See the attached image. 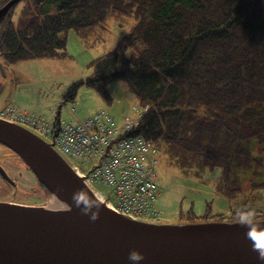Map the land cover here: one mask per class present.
<instances>
[{
    "label": "trees",
    "instance_id": "16d2710c",
    "mask_svg": "<svg viewBox=\"0 0 264 264\" xmlns=\"http://www.w3.org/2000/svg\"><path fill=\"white\" fill-rule=\"evenodd\" d=\"M113 12L137 21L65 98L84 85L107 97L108 84L125 80L144 109L130 134L183 170H221L218 188L230 199L246 188L264 197V0H26L20 21H5L0 56L8 64L65 57L70 29ZM252 207L190 214L197 222L263 219Z\"/></svg>",
    "mask_w": 264,
    "mask_h": 264
},
{
    "label": "water",
    "instance_id": "95a60500",
    "mask_svg": "<svg viewBox=\"0 0 264 264\" xmlns=\"http://www.w3.org/2000/svg\"><path fill=\"white\" fill-rule=\"evenodd\" d=\"M20 1L0 8V23ZM4 34L5 29L0 42ZM0 67L5 73L2 62ZM0 144L16 152L54 198L51 205L0 201V264H264V219H136L115 211L54 141L31 128L0 117ZM80 193H87V214L74 199ZM133 250L143 253V260H131Z\"/></svg>",
    "mask_w": 264,
    "mask_h": 264
},
{
    "label": "rangeland",
    "instance_id": "374dc122",
    "mask_svg": "<svg viewBox=\"0 0 264 264\" xmlns=\"http://www.w3.org/2000/svg\"><path fill=\"white\" fill-rule=\"evenodd\" d=\"M25 5L26 0H22L12 10L15 23L20 21L19 17ZM136 21L133 15L113 12L105 22L95 27L70 29L67 33L65 57L35 58L16 64L4 63L5 73L2 74L5 75V88L0 96V111L9 105H15L21 110L43 114L49 120L55 121L52 109L58 108L57 105L64 102L60 115L63 120H74L77 117L84 119L100 109L110 112L119 122H122L125 116L137 117L138 111L143 108L137 103L125 80L108 84L107 97L96 88L84 85L79 88L74 99L65 98L73 82L85 80L93 73L91 62L114 49L120 37L129 33ZM2 28L0 25V35ZM70 107L77 109L76 116L68 111ZM0 149L3 150L0 161H7L9 167L16 168L11 172L16 186L0 178V201L51 205L54 198L48 196L23 159L2 144ZM157 157L159 162L156 170L161 194L156 206L163 213L164 221L184 223L194 221V215L212 217V214H207L208 205L213 214L227 213L232 207L236 209L242 206H253L252 208L260 213L264 211V197L261 191L246 188L244 193L232 199L221 193L218 188L221 170L205 171L197 175L195 171L183 170L171 161L162 149ZM94 187L101 194H111L110 188L105 184H95ZM190 211L194 215H191Z\"/></svg>",
    "mask_w": 264,
    "mask_h": 264
},
{
    "label": "built area",
    "instance_id": "2783aa9c",
    "mask_svg": "<svg viewBox=\"0 0 264 264\" xmlns=\"http://www.w3.org/2000/svg\"><path fill=\"white\" fill-rule=\"evenodd\" d=\"M51 137L55 125L45 116L10 106L0 114ZM140 116L119 123L105 110L85 119L64 122L55 140L57 147L75 159L83 171L86 162L100 161L91 174L92 183L108 184L118 212L135 217L159 219L155 206L160 194L156 180L157 148L142 136H125L138 126Z\"/></svg>",
    "mask_w": 264,
    "mask_h": 264
},
{
    "label": "flooded vegetation",
    "instance_id": "af4514ba",
    "mask_svg": "<svg viewBox=\"0 0 264 264\" xmlns=\"http://www.w3.org/2000/svg\"><path fill=\"white\" fill-rule=\"evenodd\" d=\"M9 0H0V8L2 6H4ZM5 21L6 18L3 19L0 23V25H2V30L5 28ZM5 88V84H4V78H3V74L1 73V67H0V96L2 95V90ZM2 149H0V154L2 153ZM9 162L5 161V163H3L2 161H0V178H2L5 182H8L9 184L13 183V185L16 186V182L11 174V172L15 171L16 168L9 167L8 166ZM1 169L4 171H1ZM6 177H8L9 179H7ZM41 192V191H38ZM37 194V193H36ZM39 194V193H38ZM16 203H20V202H16ZM21 204H25V203H21ZM29 205H34V204H29Z\"/></svg>",
    "mask_w": 264,
    "mask_h": 264
},
{
    "label": "clouds",
    "instance_id": "9594fccd",
    "mask_svg": "<svg viewBox=\"0 0 264 264\" xmlns=\"http://www.w3.org/2000/svg\"><path fill=\"white\" fill-rule=\"evenodd\" d=\"M76 203H77V206H79L81 203L84 204V208L82 209V211L87 214L88 211H89V204H88V196H87V193H80V194H77L75 197H74ZM96 215L95 213H93L91 215V219L92 220H96ZM130 259L133 260V261H136V262H139L141 260H143V253H141L140 251L138 250H133L131 253H130ZM261 259H264V254L261 255Z\"/></svg>",
    "mask_w": 264,
    "mask_h": 264
},
{
    "label": "bare ground",
    "instance_id": "6f19581e",
    "mask_svg": "<svg viewBox=\"0 0 264 264\" xmlns=\"http://www.w3.org/2000/svg\"><path fill=\"white\" fill-rule=\"evenodd\" d=\"M55 203V202H54ZM55 205H56V203H55Z\"/></svg>",
    "mask_w": 264,
    "mask_h": 264
}]
</instances>
